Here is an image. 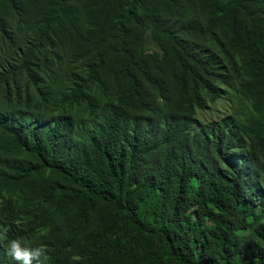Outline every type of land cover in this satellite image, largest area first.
Here are the masks:
<instances>
[{
    "label": "trees",
    "instance_id": "1",
    "mask_svg": "<svg viewBox=\"0 0 264 264\" xmlns=\"http://www.w3.org/2000/svg\"><path fill=\"white\" fill-rule=\"evenodd\" d=\"M11 239L264 264V0H0V264Z\"/></svg>",
    "mask_w": 264,
    "mask_h": 264
},
{
    "label": "clouds",
    "instance_id": "2",
    "mask_svg": "<svg viewBox=\"0 0 264 264\" xmlns=\"http://www.w3.org/2000/svg\"><path fill=\"white\" fill-rule=\"evenodd\" d=\"M7 255L11 256L15 261L20 264H47L49 256L46 252V246L37 245L31 246L25 244L21 239H11L8 242L6 249Z\"/></svg>",
    "mask_w": 264,
    "mask_h": 264
}]
</instances>
